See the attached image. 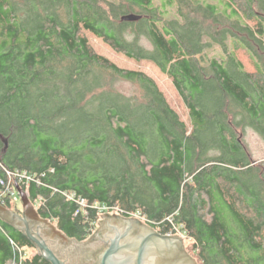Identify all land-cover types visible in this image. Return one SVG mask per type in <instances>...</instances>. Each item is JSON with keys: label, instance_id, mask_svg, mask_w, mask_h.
Returning <instances> with one entry per match:
<instances>
[{"label": "trees", "instance_id": "1", "mask_svg": "<svg viewBox=\"0 0 264 264\" xmlns=\"http://www.w3.org/2000/svg\"><path fill=\"white\" fill-rule=\"evenodd\" d=\"M209 1L0 0V180L4 169L27 173L39 216L67 237L92 234L99 204L138 211L163 234L171 216L198 264H264V163L253 164L237 136L239 125L264 139V0ZM172 8L176 18L168 19ZM90 36L153 63L189 124L152 77L97 53ZM228 38L224 63L212 58L204 67L203 51H228ZM239 47L255 72L236 59ZM117 79L136 83L139 94L117 91ZM207 86L217 108L200 100ZM233 106L239 121L229 119ZM211 132L215 142H203ZM0 203L20 210L2 184ZM10 240L35 251L0 221V264L18 257ZM20 264L50 263L35 252Z\"/></svg>", "mask_w": 264, "mask_h": 264}, {"label": "water", "instance_id": "2", "mask_svg": "<svg viewBox=\"0 0 264 264\" xmlns=\"http://www.w3.org/2000/svg\"><path fill=\"white\" fill-rule=\"evenodd\" d=\"M122 19L134 21L139 16L127 15ZM14 188L21 209L15 211L0 203V221L20 232L50 264H68L58 251L103 244L105 249L93 264H198L180 235L160 233L139 219L115 213L101 214L96 229L85 241L69 238L51 221L39 216L28 193L15 180Z\"/></svg>", "mask_w": 264, "mask_h": 264}, {"label": "rangeland", "instance_id": "3", "mask_svg": "<svg viewBox=\"0 0 264 264\" xmlns=\"http://www.w3.org/2000/svg\"><path fill=\"white\" fill-rule=\"evenodd\" d=\"M155 4H159L160 0H155ZM210 3H218L217 0H210ZM176 9L172 8L169 10L167 18L172 19L176 18ZM90 43L93 47V49L101 54L109 58L111 61L115 62L117 65L123 68L127 69H137L145 72L147 75L152 77L155 82L157 83L159 89L164 94L167 102L170 104V106L177 112L180 119L183 120L186 124H189V116H188V110L181 99V97L178 95L177 91L175 90L171 80L164 74L160 72V70L151 62L140 60V61H134L127 59L123 54L118 53L114 51L112 48H110L107 44L102 42L101 40H98L93 37H89ZM139 43L146 49H152V45L149 42L148 38L144 35H140L139 37ZM226 45L228 51H224L220 46L217 44H213L212 47L209 49H206L203 51V59H201V63L204 67H209V61L212 58H215L221 63H224V60L228 57V53L232 51V46L230 44V39L228 38L226 40ZM202 57V56H201ZM200 57V58H201ZM235 57L237 60L242 62L243 68L245 71L249 73L255 72L254 58L250 55L249 51L244 48H236L235 49ZM115 89L127 96L132 95H138L139 94V87L136 83H133L128 80L124 79H117L115 81L114 85ZM212 88L207 86L206 87V93L202 98H200L202 103H205V105L209 107H215L219 105V100L216 94H213ZM231 108V107H230ZM234 111L231 113L235 115L234 113L238 110L236 107H232ZM234 112V113H233ZM230 120H236L239 121L240 117L238 112H236V115L232 119L231 114L229 115ZM201 134L200 137L203 139V142L212 143L215 142V138L212 137L211 134ZM237 136L242 144V146L245 148L247 153L249 154L251 160L253 161V164L259 165L264 163V139L253 129L249 127H240L238 125L237 129ZM213 154H216L217 152H212ZM16 201L19 209H21L20 200L17 197L16 199H13ZM186 247L188 250L191 248L190 242H185ZM37 252L36 250L33 251L32 249L26 251V255H31L33 253ZM10 264V263H9Z\"/></svg>", "mask_w": 264, "mask_h": 264}, {"label": "built area", "instance_id": "4", "mask_svg": "<svg viewBox=\"0 0 264 264\" xmlns=\"http://www.w3.org/2000/svg\"><path fill=\"white\" fill-rule=\"evenodd\" d=\"M4 171H5V178L0 180V184H2L6 188L7 193H9L13 199H16L18 197V194L14 188V180L19 185L23 184L25 186L24 190L27 192L28 184L30 181L33 180L27 173L22 172V171L12 172V171H8L6 169H4ZM69 198L72 199V196H69ZM77 203L80 205L81 208L86 206V202L82 199H79L77 201ZM95 208L98 210L99 217L103 213H115V214H119V215H122L125 217H131V218L139 219L140 221L149 225V221L147 220V218L138 211L130 213L128 215H124L123 211L118 209L117 207H108L105 205L96 204ZM165 220L168 221L170 224H172V231L167 233V234H177V235H180L181 237H183L185 242L191 241L187 237L186 233L180 229V227L173 226V219L171 216L166 217ZM10 243L13 246L15 253H17V255H18V257L17 256L13 257V259L10 261V264H20V262L22 261V259L24 257V253L22 252V250L19 247H17L14 244V242L12 240H10Z\"/></svg>", "mask_w": 264, "mask_h": 264}, {"label": "flooded vegetation", "instance_id": "5", "mask_svg": "<svg viewBox=\"0 0 264 264\" xmlns=\"http://www.w3.org/2000/svg\"><path fill=\"white\" fill-rule=\"evenodd\" d=\"M87 238L79 241H85ZM55 249L58 248L55 247ZM104 249H105V245L103 244V246L99 245L96 247L86 246L84 248L78 250L75 249L70 252H64V251H58V252L59 254H61V257L64 259V261L68 264H93L97 259V256L100 253H102Z\"/></svg>", "mask_w": 264, "mask_h": 264}, {"label": "crops", "instance_id": "6", "mask_svg": "<svg viewBox=\"0 0 264 264\" xmlns=\"http://www.w3.org/2000/svg\"><path fill=\"white\" fill-rule=\"evenodd\" d=\"M185 247H186V244H185ZM186 250H187V247H186ZM188 251V250H187Z\"/></svg>", "mask_w": 264, "mask_h": 264}]
</instances>
